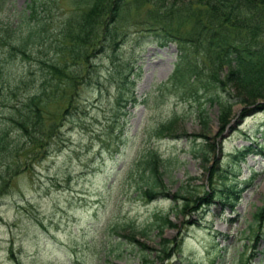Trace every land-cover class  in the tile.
<instances>
[{"label": "rangeland", "instance_id": "rangeland-1", "mask_svg": "<svg viewBox=\"0 0 264 264\" xmlns=\"http://www.w3.org/2000/svg\"><path fill=\"white\" fill-rule=\"evenodd\" d=\"M27 2L0 7V83L23 80L17 102L43 86L57 85L62 94L48 107V138L38 129L24 135L0 100V264H264V224L254 219L264 202V113L240 119L244 104L236 103L219 135L218 108L203 99L209 119L202 123L189 90L168 79L177 43L163 42L146 10L131 8L108 23L117 45L101 41L85 57L84 48L71 50L62 38L81 0H37L45 40L23 56L11 45L28 37ZM58 62L77 79L65 86L54 77L49 64ZM237 90L230 92L244 94ZM173 116L174 132L156 137ZM152 147L163 158L160 170L169 171L164 195L149 201L141 172ZM248 147L252 154L230 168L231 153ZM216 165L231 174L223 199V187L210 179ZM180 196L190 200L183 212ZM203 197L212 203L203 205ZM162 213L175 226L147 228Z\"/></svg>", "mask_w": 264, "mask_h": 264}, {"label": "trees", "instance_id": "trees-1", "mask_svg": "<svg viewBox=\"0 0 264 264\" xmlns=\"http://www.w3.org/2000/svg\"><path fill=\"white\" fill-rule=\"evenodd\" d=\"M126 1L85 0V9L74 23L71 21L66 23L64 36L74 45H85V50L92 47L97 40L99 34L97 27L101 24L102 17L112 15L119 9L117 7ZM140 1L152 3V0ZM156 1L161 3L159 6L156 2L162 13L160 15L163 17L162 22H165L163 23L165 31L187 38V41L191 42L192 47L184 50L181 59L186 54L191 55L194 50L200 54L194 60L187 58L185 65L178 62L177 73L195 75L197 72L196 76H203L197 78L194 85L198 84L199 91L207 89L208 86L213 87L207 96L209 101L220 106L221 119L227 116L234 102L252 105L257 100H262V103L255 105V109L264 110V0H183L181 4L175 0ZM28 6L31 15L35 17L36 1L30 0ZM160 16L158 14L159 18ZM185 22L195 27L193 33L179 32V23ZM38 23L44 27L42 19H38ZM41 34L38 31L33 36L40 38ZM38 40L35 38L32 41L33 45ZM17 47L23 52L26 44ZM231 87L244 91V94L231 93ZM31 101L24 103L23 107L17 110L21 114L20 118L24 117L23 109L29 114L40 115L42 107L37 104L38 98ZM205 114L206 112L199 111L203 119ZM149 157L151 171L156 169L157 156L150 153ZM158 184L156 177H153L148 189L149 197L154 196L156 193L154 191L159 188ZM188 205L189 203L184 207ZM262 214L264 209L258 210L255 220L261 222ZM143 232L145 233V230Z\"/></svg>", "mask_w": 264, "mask_h": 264}]
</instances>
